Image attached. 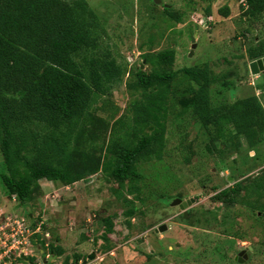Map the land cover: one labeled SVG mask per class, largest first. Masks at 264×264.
<instances>
[{
	"label": "trees",
	"instance_id": "obj_1",
	"mask_svg": "<svg viewBox=\"0 0 264 264\" xmlns=\"http://www.w3.org/2000/svg\"><path fill=\"white\" fill-rule=\"evenodd\" d=\"M241 1V14L248 22L264 13V0ZM165 11L173 19L180 18L170 6ZM219 13L229 17L230 9L225 6ZM98 21L86 0H0V180L9 198L24 207L39 193L41 181L68 185L100 171L107 173V181L118 186L113 193L120 194L122 199L117 200L122 201L123 212L96 220L95 233L104 228L96 238L103 240L99 251L104 254L116 247L110 237L116 233L113 218L123 217L131 228V220L141 217L137 198L119 191H136L133 184L143 178L139 167L164 159L169 135H173L170 127L176 102L182 103L183 112L189 111L204 130L205 153L217 155L222 163L241 153L242 141L249 154L264 143V107L255 95L232 104L216 103L212 87L234 89L229 81L233 73L221 77L208 63L175 70L176 51L164 50L146 54L150 71L138 68L125 82L131 96L125 113L118 116L119 108L114 107L115 112L100 122L93 116L107 110L106 101L123 82L127 66L119 65L112 51L101 49L99 29L103 25ZM252 33L246 29L235 37L245 39ZM257 42L258 47L248 50L250 60L264 55V41ZM192 153L183 158L184 164ZM261 173L226 189L213 187L210 200L226 213L240 205L253 213L259 206L263 211L264 169ZM218 213L219 209L190 210L186 222L197 228L203 222L213 227L216 221V226L225 227L221 233H229L233 244L245 242L244 232H236L228 216L223 214L217 222ZM179 219L185 221L183 213ZM38 239L36 235L33 243L41 244L39 249L47 251L45 255H64L60 246L48 245V251ZM131 244V251L138 252V245ZM140 257L145 262L152 260L149 255Z\"/></svg>",
	"mask_w": 264,
	"mask_h": 264
},
{
	"label": "rangeland",
	"instance_id": "obj_2",
	"mask_svg": "<svg viewBox=\"0 0 264 264\" xmlns=\"http://www.w3.org/2000/svg\"><path fill=\"white\" fill-rule=\"evenodd\" d=\"M86 1L103 25L102 30L99 29L101 49L112 51L118 64L127 66L123 82L113 89V95L106 101L107 110H99L93 116L100 122L109 118L110 112H115L114 107L119 108L118 116L125 113L131 99L125 82L131 74L137 73L138 68L150 71L149 64L145 62L146 54L164 50L176 51L175 70L208 63L221 77L233 73L234 77L229 81L234 89H224L217 84L212 87V98L216 103L232 104L256 95L264 107V74L251 75L243 52L244 45H256V39L264 41V13L257 17L258 20L248 22L241 14V0ZM166 6L179 13L180 18L170 17L165 11ZM225 6L230 9L229 17L219 13ZM246 29L251 30L254 36L249 34L243 43L242 37L237 40L235 36ZM194 37L196 48L193 50ZM176 103L174 123L170 127L173 135H169L164 159L139 167L143 178L133 184L136 191L130 193L129 188L125 192L119 191L130 199L136 197L137 209L142 214L140 218L131 220L132 229L125 224L123 217L113 218L116 233L110 237L115 240L116 247L112 252L103 254L99 251L104 242L100 238L96 241V238L103 234L104 228L95 233L99 225L96 220L98 217H114V214L121 216L123 206L122 201L117 200L120 194L113 193L118 186L114 182L109 183L108 174L100 171L93 177L77 179L68 185L41 181L39 193L34 194L33 202L24 207H20L15 198H9L0 180V227L7 224L9 244L14 246L11 254L25 257L28 264L33 262L30 258L39 262L44 257L40 255L41 244L33 243V238L39 235L38 240L46 244L48 251V245L53 244L65 252L56 263L50 264H62L66 257L93 252L96 258L89 264H264V210L261 211L259 206L253 213L240 205L226 213L210 200L214 194L213 187L226 189L247 177L262 174L264 143L249 154L246 143L242 141L241 153L228 157L222 163L217 155L205 153L207 141L203 137L204 130L189 111L183 112L182 103ZM176 114L180 115L176 117ZM191 151V160L184 164L183 158L188 157ZM155 157L152 159L157 160ZM2 160L0 154V170L3 168ZM234 164H237L235 168L229 167ZM178 199L193 202L189 211L204 208L216 212L219 209L217 222L223 214L228 216L230 225L235 224L234 230L244 232L245 242L233 244L229 233L227 236L221 233L225 227L216 226V221H213V227L203 222L197 228L186 222L188 215L185 221H181L179 218L184 211L171 207ZM43 225H47L48 231L42 230ZM163 226L166 229L160 231ZM144 229L156 231L142 232ZM0 237L4 240L2 235ZM132 242L138 245L136 253L131 251ZM241 251L245 253L240 257L242 263H239L236 259ZM142 254L149 255L152 260L145 262L140 257ZM4 255L0 248V264H10L4 263Z\"/></svg>",
	"mask_w": 264,
	"mask_h": 264
},
{
	"label": "water",
	"instance_id": "obj_3",
	"mask_svg": "<svg viewBox=\"0 0 264 264\" xmlns=\"http://www.w3.org/2000/svg\"><path fill=\"white\" fill-rule=\"evenodd\" d=\"M157 3H160L159 0L156 1ZM193 50L196 48V38H193ZM191 54H193V51L191 52ZM249 69L250 72L253 76H258L260 74H264V57L255 61L250 62L249 64ZM232 178L230 177L229 180H231ZM193 202L191 200L188 201H182V200H176L175 202L172 203V207H179L182 211L185 210V215L184 217L187 216V211L190 208L189 206L192 204ZM140 206V204H139ZM165 228V226H163L160 231H163ZM245 253V251H242L241 253H239V256L236 260H238L239 263H242V259H240L241 256H243ZM95 258V254H92L89 257V260H93ZM246 258V256H245Z\"/></svg>",
	"mask_w": 264,
	"mask_h": 264
},
{
	"label": "flooded vegetation",
	"instance_id": "obj_4",
	"mask_svg": "<svg viewBox=\"0 0 264 264\" xmlns=\"http://www.w3.org/2000/svg\"><path fill=\"white\" fill-rule=\"evenodd\" d=\"M256 43H258V42L256 41ZM248 49H249V47L246 50H248ZM261 57L263 58L264 55L261 56ZM92 254H95V258H96V253L93 252ZM92 254L85 255V256L75 254L73 256V258L69 257V259H67V257H66L62 264H64V262L66 261V259L68 260V264H89L90 261L95 260V258L93 260H89V257ZM40 255H44V257L42 258L40 256L42 259H40L39 262H36V261L35 262H29V264H50V263H53V262L56 263L57 260H58V258H61L62 257V256L58 257L56 255L53 256V254H51L50 256H46L44 254V251H40ZM27 262L28 261L26 260L25 263L28 264Z\"/></svg>",
	"mask_w": 264,
	"mask_h": 264
},
{
	"label": "built area",
	"instance_id": "obj_5",
	"mask_svg": "<svg viewBox=\"0 0 264 264\" xmlns=\"http://www.w3.org/2000/svg\"><path fill=\"white\" fill-rule=\"evenodd\" d=\"M17 223L19 225V222H17ZM6 226H7V224H5L4 228L0 227V231H1L0 235H2L4 237V240L2 237H0V243H1L0 248H2L3 253H5V255H4L5 262L4 263L9 262L10 264H12L13 261L15 260V258H12V254H11V253H13L12 251L14 248H12V247H14V246H12V244H9L10 243L8 240L9 236L7 235L8 230L6 229ZM17 257H20V255L18 256V254H17ZM1 261H2V259L0 260V262Z\"/></svg>",
	"mask_w": 264,
	"mask_h": 264
},
{
	"label": "clouds",
	"instance_id": "obj_6",
	"mask_svg": "<svg viewBox=\"0 0 264 264\" xmlns=\"http://www.w3.org/2000/svg\"><path fill=\"white\" fill-rule=\"evenodd\" d=\"M242 41H243V43H244V39H243ZM256 41H257V39H256ZM256 41H255V44H257ZM243 43H242V44H243ZM244 46H245V47H244V51H243V52L245 53V56H246V60H247V62L245 61V64L247 65V67H249L250 62L262 58V57H259V58H256V59H254V60H250V58H249V53H248V50H249V49H248V50H246V49H247L248 47L250 48L251 46H254V45H248V46H247V45H244ZM240 57H242V55H240ZM141 69H142V68H141ZM249 70H250V69H249ZM250 73H251V72H250ZM251 75H252V74H251ZM258 76H259V75H258ZM255 96H256V95H255ZM257 97H258V96H257ZM258 98H259V97H258ZM171 207H172V206H171ZM189 207H191V206H189ZM189 209H190V208H189ZM189 209H188V210H189ZM183 211H184L183 214L185 215V210H183ZM187 212H188V211H187ZM187 214H188V213H187ZM1 225H3V224H1ZM34 229H35V228H34ZM154 231H156V230H154ZM47 235H48V234H47ZM46 247H47V246H46ZM41 251H44V250H41ZM44 252H45V251H44ZM241 252H242V251H241ZM241 252H240V253H241ZM45 253H47V251H46ZM51 254H52V253H50V254H46V256H50ZM25 255H26V254H25ZM53 256H54V255H53ZM14 258H15V260H14L15 263H14V261H13L14 264H17V263H20V264H26V263H25V261H26V260H25V257H23V256L16 257V255H15ZM18 259H21V261H18ZM34 261H35V260H34ZM34 261H33V262H34Z\"/></svg>",
	"mask_w": 264,
	"mask_h": 264
}]
</instances>
